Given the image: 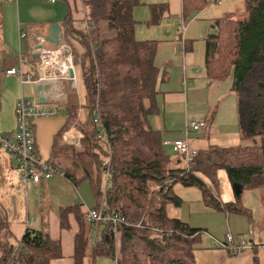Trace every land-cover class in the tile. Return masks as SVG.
Wrapping results in <instances>:
<instances>
[{"label":"trees","instance_id":"obj_1","mask_svg":"<svg viewBox=\"0 0 264 264\" xmlns=\"http://www.w3.org/2000/svg\"><path fill=\"white\" fill-rule=\"evenodd\" d=\"M209 1L184 0V14L201 10ZM241 2L242 12H228L216 20L217 29L206 43V70L214 81L232 78L243 142L210 145L182 167L175 165L161 132L150 123V116L159 111L157 40L135 36L133 9L140 0H83L89 28L78 31L70 20L65 21V39L71 44L74 37L83 47L78 54L71 45L75 66L82 68L89 116L79 121V105L71 97L67 121L55 138V153H68L82 171V179L90 181L95 208L105 205L106 212L124 218L116 227L93 228L81 222L75 264H85V258L97 264L99 258L113 260L116 255L119 264H196L194 250L205 229L167 214L168 204L183 202L174 190L176 183L201 188L208 206L251 217L242 193L257 187L264 190V0ZM71 126L83 133L80 147L61 144ZM101 132L104 135L99 136ZM221 169L231 183L242 186L243 192L233 201L217 197ZM106 171L111 177L103 195L100 184ZM65 174L76 181L74 172ZM80 206L76 203L61 210L62 228L70 227V213L82 219ZM11 237L9 221L0 211V264H51L62 257L60 241L46 228L29 227L17 244L11 243Z\"/></svg>","mask_w":264,"mask_h":264},{"label":"crops","instance_id":"obj_2","mask_svg":"<svg viewBox=\"0 0 264 264\" xmlns=\"http://www.w3.org/2000/svg\"><path fill=\"white\" fill-rule=\"evenodd\" d=\"M183 3L184 0H140V4L133 9L136 20V38L157 40L154 64L158 69L156 105L159 111L150 116V123L153 128L161 132L166 151L175 160V165L181 167L186 161L183 160L182 153L177 152L171 144L177 139L187 140L191 149L196 151L210 145L231 146L243 142L239 129L238 99L232 88V78L228 77L226 81H214L209 78L206 70L207 38L217 29L216 20L228 12H237L239 9L237 5L241 4V0H210L201 10L191 11L186 15ZM68 20L76 30H86L87 21L83 0H0V51H13L18 46L17 53L13 52L9 56L3 55L0 65V80L3 81L2 102L9 103L5 108L6 113L4 103L1 104L0 134L12 135L14 133L17 125L16 106L22 97L35 101H38L42 94L51 99L55 97L56 90L37 93V83H22L19 76L6 75V69L12 66L21 67L25 74L36 78L38 72L33 45L37 35L46 36L50 25L58 23L65 37L64 23ZM21 31L24 32V36L20 35ZM70 38L71 44H69L73 46L75 52L82 54V45L74 37ZM75 75V86L69 81L64 83L66 94L59 103V112L52 117L35 120L33 130L39 156L65 173L69 170L74 172L76 181L68 178L66 174L42 179L40 183L31 180L26 190L21 191L20 187L23 186L21 171L16 160L9 155L14 154L0 147V159L4 158L1 167L7 170L8 182L19 181L18 186L11 184V187L14 188L12 193L20 196V201L17 202L10 196L6 204H0V211L8 219L12 231L10 241L13 244L19 243L29 227L46 228L53 239L60 241L62 249V257L53 260L51 264H75L76 235L80 231L81 222L86 221L87 210L97 205L96 195L90 181L87 182L92 191L91 195L94 194L95 197L94 204L89 194L90 189L81 183L85 181L81 177L82 171L75 168L71 156L68 153H55V138L67 121V106L70 98H75L79 105L78 119L80 122H85L89 116V110L85 107L87 91L81 67H76ZM192 122L203 123V125L199 129L189 128L188 125ZM202 127L205 128L201 129ZM67 133L72 136L74 143L65 139L64 136ZM82 135L83 133L76 126H71L64 133L61 144L80 147L75 143H81ZM1 150L7 153L9 158H6ZM15 168H18L16 173ZM200 176L208 182L205 176ZM218 178L222 187L218 185L217 197L223 202L235 200L237 194L233 192L232 183L224 169L218 171ZM188 187L191 189L196 187L199 190L193 189V192L197 194V197L201 196L203 200V205H200L201 214L224 216L221 219L227 223L224 226L225 234L218 231L220 227L218 221L216 223L211 219V222H214V228H218L210 232L212 228L208 224L192 222L191 211L188 216H183L185 215L183 204L188 201L185 193ZM30 188L38 195L33 205H30L29 201ZM174 190L183 202L181 206L173 203L166 206L169 217L180 218L191 226L204 228L209 233V236L201 239L194 250L196 264H264V236L256 231H252L250 240H247L251 247L237 251L235 254H231L225 247L215 245V239L223 241L228 233L234 236L250 233L247 220L251 222L252 215L250 217L243 213L227 212L208 206L198 186L176 183ZM23 196H25L26 208L22 206ZM76 203H81L82 219L78 218L75 213H70V227L62 228L59 217L61 210ZM91 205L94 206L91 207ZM33 208L36 211L35 215H38L33 217L38 225L34 227L30 224L29 214ZM25 209L27 213L23 216ZM233 225H238V227ZM252 225L261 227L257 226L258 224ZM100 230L99 228L96 233ZM255 244H257L256 247H254ZM112 261V259H106L104 264L112 263ZM85 264H89L87 258H85Z\"/></svg>","mask_w":264,"mask_h":264},{"label":"built area","instance_id":"obj_3","mask_svg":"<svg viewBox=\"0 0 264 264\" xmlns=\"http://www.w3.org/2000/svg\"><path fill=\"white\" fill-rule=\"evenodd\" d=\"M87 28H89L88 25ZM183 29L185 28L183 27ZM20 35L24 36L25 34L21 31ZM33 53L38 72L36 78H33L32 75L25 74L21 67L17 68L15 66L7 68L6 75L19 76L22 83L34 82L37 84H50L47 93L50 90H56L57 93L55 92V97L53 99L46 95V103H40L37 100H28L22 97L16 106L17 125L14 133L10 136L0 134L1 146L14 154L20 168L23 185L20 187L21 191H24V189L26 190V186L31 180L35 183H40L41 180L45 178L65 176L63 170L55 167L39 156L35 144L33 123L39 118L56 115L59 112L61 98L65 97L66 94L65 81H69L73 86H75L76 82V75L74 78L70 76V70H74L75 72L76 69L73 49L69 42L65 40L64 34L59 44L49 42L44 35H37L33 45ZM202 125L203 123L192 122L188 127L199 129ZM101 135L104 134L101 132L99 136ZM64 137L70 143H74L72 136L68 133ZM75 144L81 146V143ZM167 144L169 143L167 142ZM171 144L177 152L184 155L187 163H191L197 151L191 149L187 140L177 139ZM110 177L109 171H106L104 174V182L101 186L103 195L106 193ZM86 221L93 228L98 225H112L116 227L119 223L124 221V218L119 214L106 212V207L104 205L101 208L88 209ZM215 245L227 249H235L236 251L251 247L247 239L236 238L232 233L227 234L225 241L216 240ZM109 264H119L117 256H115L112 263Z\"/></svg>","mask_w":264,"mask_h":264},{"label":"rangeland","instance_id":"obj_4","mask_svg":"<svg viewBox=\"0 0 264 264\" xmlns=\"http://www.w3.org/2000/svg\"><path fill=\"white\" fill-rule=\"evenodd\" d=\"M213 3H215V2H213ZM237 8H239V9H237V13L242 12V10H243L242 2H241L240 5L239 4L237 5ZM13 52L14 53L18 52V46L13 51H5V52L0 51V65H1V63L3 61V55L9 56ZM0 69H1V67H0ZM224 81H226V80H224ZM222 83H224V82H222ZM2 89H3V81L0 80V109H1V104L2 103H4V104L7 103L5 105L3 104V106H5L4 107V111L6 113V109L5 108L9 105V103L6 102V101L2 102V97H1L2 96ZM223 106H224V103H223ZM204 128L205 127H202L201 129H204ZM1 152L3 153L4 151L1 150ZM4 155H5L6 158H9V155H10L13 160L15 159L14 155H11V154L8 155L5 152H4ZM3 159L4 158L0 159V204H6V202L8 201L10 196L13 199H16L17 202H18V201H20V196H18V194L14 195L12 193V192H14V190H13L14 188L11 187V184L18 186L17 182H19V181L17 180V181H14V182H10V181L8 182V177L6 176V174H8L7 170L4 169L3 167H1V162L4 163ZM105 159L107 160L108 157H106ZM13 165H14V163H13ZM14 171H15V173L18 172V168H15ZM87 181L88 180H85V181H82L81 183H84L83 185H86L88 187V189H90V187H89V183L90 182L88 181L89 182L88 183ZM103 182H104V175H103V180L101 181V184H100L101 186H102ZM81 183L79 182V186H81ZM220 184H221V181L219 182V185ZM101 186H100V188H101ZM231 187H232L233 192L236 193L235 190H234V187H233V183H232ZM187 189L188 190L185 191V193H186V197H187L188 201H186L183 204L184 205V210H185V213H184L185 215H183V216L184 217L188 216L189 211H191L192 212V219H193L192 222L194 224H208V226H211V228H212V229H210V232H213L212 230L218 228V227L214 228V226H213L214 222H211V219H213L215 222L218 221V223H220V227H219L218 231L219 232H224L223 234H225L224 226L227 223H226V221L224 223V221L221 219V217H224V216H222L221 214H215V215H219V216H211V214H205V213L201 214V206L200 205H203V202H202L203 200L201 199V196L197 197V194L193 192V189L194 190L196 189L197 191H199L198 188L192 187V189H191V187H188ZM90 191H91V189L89 190V194L91 195L92 191L91 192ZM91 196L93 198V201H92V203H93L95 201L94 194H92ZM37 197H38V195L33 193L31 188H30V190H29V201L31 203L30 205H33L34 201L37 200ZM242 197H243V201H244L245 205L250 208L251 214L253 216L251 222L247 220V223H248L247 225L250 227L251 231H250V233L244 234L243 236H245V238L247 240H250L251 235H252V231H256V233L258 232L260 235L264 236V224H263L264 223V190L259 188V187L254 188V189H248V190H245L242 193ZM22 206L26 208L25 196H23V205ZM92 206H94V205H91V207ZM26 213L27 212H26V209H25V211H23V216H25ZM35 213H36V211H35L34 208L29 212L30 218H31L30 219V224H31L32 227L38 226L37 222H35L34 219H33V217H37L38 216L37 214L35 215ZM232 222L233 221H231V223ZM232 224H234V223H232ZM252 224H258L257 226H259V227L261 226V227L258 228L256 226H253ZM233 226L238 227V225H233ZM256 228H258L259 230L256 229ZM206 236H209V233L204 231L201 234V237L204 239ZM105 261H106V258H99L97 264H104Z\"/></svg>","mask_w":264,"mask_h":264},{"label":"water","instance_id":"obj_5","mask_svg":"<svg viewBox=\"0 0 264 264\" xmlns=\"http://www.w3.org/2000/svg\"><path fill=\"white\" fill-rule=\"evenodd\" d=\"M46 39L53 43V44H59L62 41V37H63V31H62V27L61 25H59L58 23H53L50 25L49 30L47 35L45 36ZM70 76L71 78L75 77V72L74 70H70ZM50 88V84H38L37 86V93H43V92H47L48 89ZM38 101L40 103H46V97L44 94L40 95ZM234 190L236 192V194H241L243 189L242 186L238 183H234L233 184Z\"/></svg>","mask_w":264,"mask_h":264}]
</instances>
